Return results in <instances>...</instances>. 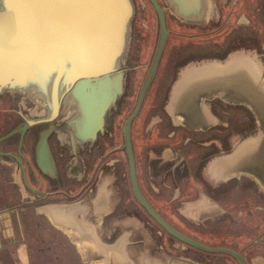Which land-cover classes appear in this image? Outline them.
Segmentation results:
<instances>
[{
	"label": "rangeland",
	"instance_id": "rangeland-1",
	"mask_svg": "<svg viewBox=\"0 0 264 264\" xmlns=\"http://www.w3.org/2000/svg\"><path fill=\"white\" fill-rule=\"evenodd\" d=\"M201 1L205 4V15L201 25L172 21L167 16L169 18L166 28L170 33L162 46L156 69L140 107L129 124L136 181L148 204L178 232L207 246H222L235 250L245 259L251 256L261 257L264 256L262 245L264 240L258 242V238L264 231V193H261L263 187L253 184L246 177H240L220 182L212 191L200 174L204 150H200L201 156H198L199 150L191 151L182 159L178 157L177 162L173 158L165 161L163 159V162L161 158L158 159L160 157L158 154L160 155L161 152L162 157H169L170 149L176 146V143L192 135L179 127L180 120L172 118L176 122L173 128L166 119L155 123L150 129L148 126L150 117L162 114L159 107L162 103L159 96L162 86L170 83L175 68L180 64H183L185 69L209 60L217 64L232 61L242 64L251 71L252 75L260 79V100L264 99V0ZM132 2L134 8L132 21L138 29L139 36L147 39L148 34L155 35L157 23L149 3L146 0H132ZM140 46L142 49L134 52L138 55L131 63L133 67L128 71L125 94L123 92L124 95L119 100V111L113 117L112 139L103 141L101 154H97L95 150L89 155L80 181L57 187L59 195L56 197V202L66 198V201L73 203L72 207L85 214L84 220L87 223L100 231L102 247L95 252L91 250L84 252L83 259H88L87 264H115L112 259L107 261V258L102 262L96 261L102 258V255L107 257V250L111 248L115 249L114 254L120 253L122 262L120 264H149V259H159L161 252H167L175 258L189 256L190 253L195 252L197 261L200 259L202 264L207 263L208 260L211 264H226L224 260H228L229 264H237L231 257L224 255H221L223 262L222 260L214 262L212 258L201 255L205 252L186 246L167 234L147 215L131 193L126 161L122 152L121 131L146 73L154 45L152 42L147 44V40H142ZM239 48H248V56L239 53ZM236 49L238 51L234 53ZM231 112L239 115L243 126L251 118L249 112L244 109L233 108ZM164 120L167 121L165 123L167 130L161 131L160 126H164L162 125ZM222 135L224 136L218 134V142L221 139L224 141ZM198 141L204 143L206 140L200 137ZM215 152L219 159L221 151L215 150ZM149 156H156L157 160L156 158L149 160ZM173 164H177V167H173ZM259 188L260 207L263 211H260V214H251L243 210L240 217H237L238 214L233 210L256 203V198L252 199V197L258 196L255 191ZM241 192H246L243 195L247 198L242 202L236 201L234 197L241 196ZM96 195L105 197L104 213L98 217L92 216L90 210L91 201ZM217 196L222 206L229 209L227 213L217 211L220 213L216 214L214 213L216 209H211L209 199H216ZM40 220V231L30 241L34 245L42 243L47 247L44 258L46 261L39 263L79 264L80 262L74 260V255L59 257L57 261L51 260L50 254L52 252L54 255L53 244L56 234L48 230V225L44 224L42 216ZM59 237L58 235L57 238ZM129 241L131 243H128ZM30 249L32 251V248ZM68 252L71 253L70 250H67ZM124 259L128 261L125 263ZM151 264L157 262L153 261Z\"/></svg>",
	"mask_w": 264,
	"mask_h": 264
},
{
	"label": "flooded vegetation",
	"instance_id": "flooded-vegetation-1",
	"mask_svg": "<svg viewBox=\"0 0 264 264\" xmlns=\"http://www.w3.org/2000/svg\"><path fill=\"white\" fill-rule=\"evenodd\" d=\"M146 1L149 3L155 15L157 33L155 35L150 33L146 36L147 39H142L139 36L138 29L135 24L133 25V21L131 20L129 46L124 59V94L127 85L128 71L133 67L131 63L138 55V53L134 54V52H138V50L142 49L140 42L142 40H147V44L152 42L154 45L146 70L147 73L158 41V18L150 1ZM155 2L162 11L165 30L163 44L170 33L166 28L169 17L170 20L180 23L188 22L195 25H201L203 23L205 4H203L201 0H155ZM236 51H238V49L233 52L235 53ZM240 52L241 54L248 56L249 49L239 48V53ZM243 55L241 56L243 57ZM204 62L205 63L202 62V64L199 62V64L187 69H185V67L183 68V64H180L175 68V72L173 73L174 76L170 79V83L162 86L161 90L163 91V94L160 90L161 93L159 96H161L160 101L162 100V103L159 107L162 114H159V116L153 115L154 117L152 118L150 117L148 125L149 129L152 125H155V123L162 121V119H166L170 123V126L174 127L176 122H174V119L172 118H177L180 120L179 127L192 135L186 136L181 142L176 143V146L170 149L169 157H162L163 155H161V152L160 155L158 154V156H160L158 159L161 158L160 160L163 162V159L165 161L166 159L172 160L173 158V160L176 159L175 162H177L179 158H184L191 151L196 152L199 150V154H197L198 156H201L200 150H204V153L205 151H207V153H203L202 155V160H204L202 163V172L200 174L204 177L203 180L208 183V186L212 191L215 190V187H217V184H220V182H225L232 178L239 179L240 177H246L249 181H252L253 184L260 187V144L262 133L264 132V99L260 100V79L258 80V76L252 75L251 71L246 66L242 64L239 65L233 61L226 66L223 71L216 70L217 63L214 61L209 60ZM154 71L150 77L148 85L152 79ZM221 75L224 77H219ZM141 84L136 92L133 105L127 113L126 118L135 106ZM38 102L37 99L32 101L26 96V94L16 92L11 93L5 89L0 91V221H3L2 223L4 227L7 226L9 228V213H16L17 222L23 224L25 219L23 215L26 211H28L32 217L33 215L35 217L38 211H44L56 204L72 207L73 203L66 201V198L59 199V201L56 202V197L59 195L57 187H63L72 182H78L81 180L86 169L89 155L95 150L97 154H101L103 141L112 139L113 117L119 111L120 106V103L118 102L116 110H114L111 115L110 126L104 128L102 134L97 135L96 140L92 145L83 144L77 148L76 156L80 160L78 163L75 161L73 153L68 148L58 143L55 131L50 130L46 136L47 151L50 159L54 162L56 172L54 176H50L49 174L42 173L36 166L35 161L40 150L36 141L42 134L44 126L50 125L52 122L54 125H56V123L55 119L40 120L41 117H46L47 115H42L40 111L36 110L35 104ZM233 108L244 109L249 112V116L252 119H249V122L246 124L247 126L245 124L244 126L241 125L242 120L239 119V115L231 112V109ZM125 120L122 126L121 137L122 152L127 167V157L124 148ZM167 121H163L162 125L164 126H160L161 131L167 130V128H165V123ZM218 134H224V136L222 135L224 141L222 139L220 142L217 141ZM127 135L132 156L129 125ZM200 137L204 138L206 141L204 143L198 141L200 140ZM215 150L221 151L219 152L221 155L219 159ZM153 157L149 156V160L150 158H152V160L156 158L155 160H157L156 156ZM174 166L177 167V164H173V167ZM240 168L248 171V173L234 174L235 172H232ZM243 193L246 194V192H241V196L238 195L234 197L235 200L242 202L247 198ZM261 193H264V190H262ZM255 194H258V196L252 197V199L256 198V203H253V205L240 206L234 210L232 209L238 214L237 217H240L243 210L251 214H260V211H263V208L260 207V188L255 191ZM102 197V195L94 196L91 204L98 198L102 199ZM209 200L211 209H216L214 210V213H227L229 210L222 206V203L220 202L221 200L218 196L216 199ZM43 220L46 223L45 216ZM31 224L32 226H36L38 224L37 220L34 218V221L32 220ZM262 240H264V231L261 233V237L258 238V242ZM262 245L264 247V244ZM42 250H47V247L42 248ZM232 251L238 253L235 250ZM213 254H224L235 260L231 255L226 253L213 252Z\"/></svg>",
	"mask_w": 264,
	"mask_h": 264
},
{
	"label": "water",
	"instance_id": "water-1",
	"mask_svg": "<svg viewBox=\"0 0 264 264\" xmlns=\"http://www.w3.org/2000/svg\"><path fill=\"white\" fill-rule=\"evenodd\" d=\"M158 18L155 52L139 89L136 103L125 120L124 148L129 184L135 201L167 234L205 252L242 257L224 247L201 244L172 228L141 195L128 142V125L137 112L154 71L164 39L162 11L149 0ZM132 0H0V91L26 94L36 110L55 119L44 126L36 144V166L55 175L46 136L55 131L58 143L74 155L83 144L92 145L110 126L111 115L124 92V59L130 40ZM264 133V132H263ZM260 144V185L264 189V134Z\"/></svg>",
	"mask_w": 264,
	"mask_h": 264
},
{
	"label": "crops",
	"instance_id": "crops-1",
	"mask_svg": "<svg viewBox=\"0 0 264 264\" xmlns=\"http://www.w3.org/2000/svg\"><path fill=\"white\" fill-rule=\"evenodd\" d=\"M230 63L217 64L216 70L220 71L225 69ZM218 76V75H217ZM219 77H224L223 75ZM218 78V77H217ZM229 172V170H228ZM232 172L237 173H248V171L243 170L242 168L236 169ZM105 209V197L102 199L98 198L91 204V214L94 217L103 215ZM39 216L30 215L28 211L24 213L23 224L17 222L16 213H9L10 224L9 228L4 227L3 221H0V264H40L41 261H46L47 250H42L44 245L38 243V245L32 244L30 241L35 238L38 231H40V217L46 220V226L48 225V230H52L56 235L54 239V255L51 252V260L57 261L59 257H69L75 256L76 261L80 262L79 264H87L88 259H83L84 252L91 250L95 252L96 249L101 248V236L100 231H98L94 226L90 225L84 220V213L78 212L74 207H66V205L56 204L53 207H49L44 211L36 213ZM1 217V216H0ZM34 218L37 220V225H30L31 221H34ZM1 220V218H0ZM44 221V220H43ZM45 222V221H44ZM30 225V226H28ZM34 234V235H33ZM60 236L57 238V236ZM137 241H135L136 243ZM128 243H131L130 241ZM134 243V242H133ZM184 244V243H183ZM52 245V247H53ZM186 245V244H185ZM214 245V244H213ZM33 246V247H32ZM120 246V245H119ZM189 246V245H186ZM191 247V246H189ZM32 248V251L31 249ZM46 248V247H45ZM193 248V247H191ZM34 249V250H33ZM110 249V248H108ZM196 249V248H193ZM67 250H70L71 253H67ZM186 250V249H185ZM197 251H201L196 249ZM115 249L107 250V257L102 255V258L97 259L96 261L102 262L112 259V262L115 264H120L121 258L120 253L114 254ZM205 252V251H201ZM189 256H177L171 257L168 253H160L159 259H152L148 261L149 264L153 261L157 264H202L203 262L197 261L195 252L190 253ZM203 256H208L212 258L214 262L219 260L223 262L221 255L224 254H213L210 252H205L201 254ZM201 255H198L199 257ZM50 256L48 258H50ZM117 256V257H116ZM227 256V255H224ZM72 258V257H71ZM206 258V257H205ZM49 260V259H48ZM73 260V259H72ZM245 264H264V256L258 257H249L248 259L243 258ZM94 261V260H92ZM128 259H124L123 262H127ZM207 261V259H206ZM226 264H229L228 260H224ZM145 263V262H144ZM146 264V263H145ZM205 264H211L208 260Z\"/></svg>",
	"mask_w": 264,
	"mask_h": 264
},
{
	"label": "bare ground",
	"instance_id": "bare-ground-1",
	"mask_svg": "<svg viewBox=\"0 0 264 264\" xmlns=\"http://www.w3.org/2000/svg\"><path fill=\"white\" fill-rule=\"evenodd\" d=\"M253 106H254V104H253ZM251 170V169H250ZM253 175H254V173H253ZM260 179V178H259Z\"/></svg>",
	"mask_w": 264,
	"mask_h": 264
}]
</instances>
